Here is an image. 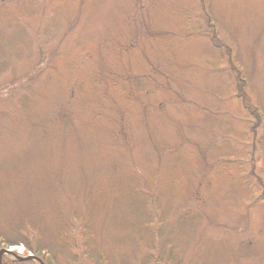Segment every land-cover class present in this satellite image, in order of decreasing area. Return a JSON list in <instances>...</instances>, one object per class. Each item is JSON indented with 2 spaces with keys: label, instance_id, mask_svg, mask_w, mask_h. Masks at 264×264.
I'll list each match as a JSON object with an SVG mask.
<instances>
[{
  "label": "trees",
  "instance_id": "obj_1",
  "mask_svg": "<svg viewBox=\"0 0 264 264\" xmlns=\"http://www.w3.org/2000/svg\"><path fill=\"white\" fill-rule=\"evenodd\" d=\"M176 36L208 51L168 63L158 51ZM238 51L210 0H0V248L45 264H188L167 249L165 211L208 228V194L225 198L226 178L264 203V116ZM198 75L219 90L201 92ZM176 152L193 162L192 188L164 208L162 159ZM120 223L138 246L115 257L106 231Z\"/></svg>",
  "mask_w": 264,
  "mask_h": 264
},
{
  "label": "rangeland",
  "instance_id": "obj_2",
  "mask_svg": "<svg viewBox=\"0 0 264 264\" xmlns=\"http://www.w3.org/2000/svg\"><path fill=\"white\" fill-rule=\"evenodd\" d=\"M186 4L181 2L178 5L186 7ZM210 4L223 26L227 29L231 28L234 37L238 38V56L241 65L248 71L249 92L252 100L258 103L264 116V0H210ZM71 5H67L66 9H70ZM167 7L166 5L165 8ZM163 13L164 17L166 15V19H164L166 25L172 18L169 15L170 12ZM97 39V34H84L81 40L94 45L97 44ZM2 40L5 41L7 48H11L9 42L15 43V39L7 35H4ZM70 42L71 39L68 38L66 51H68L67 46ZM150 47L147 46L145 50L147 54L155 52ZM205 49L206 45L195 37L176 36L164 41L158 53L168 63L183 64L189 59L199 58L200 51H208ZM143 59L144 56L142 60L136 59L134 62L145 66ZM67 70L69 71L70 68H67L66 72ZM198 79H201L198 86L201 92L205 90V94L208 89L219 90L221 86L217 81L203 80L200 75H198ZM48 89L49 86H43L41 92H46ZM221 97L222 100L226 99V93L221 94ZM227 108L232 107L229 105ZM222 110L228 111L225 107ZM165 136L171 135L166 133ZM165 136L163 135V138ZM227 144L228 142H226ZM231 146L229 145L228 148ZM177 157L179 158L177 159ZM183 157L179 152H176V156L173 154L163 156L161 170L164 171L166 168V172L171 173L163 176L165 179L162 187L164 208L173 207L175 203L185 198L192 188V180H186L182 173L185 169L191 171L193 162L189 160L190 163H187V157ZM261 163L264 166V157L261 159ZM222 184L225 198L219 199L223 195L222 192L219 196H216V193L208 194V203L204 213L210 221H206V219L202 221L203 225L208 228L195 221V212H174L169 209L163 213L167 217L164 233L167 237H171V241L169 239L170 246L176 244V247L174 244L173 250L169 247L167 249L172 252L174 257H182V261H186L188 264H264V203L252 199V196L242 191L239 188V183L233 178H226ZM219 187L217 184H212V192L220 191ZM226 190L232 194V200L226 198ZM240 198H243L244 201ZM220 203L224 205L220 206ZM108 228L106 237L108 242L111 240L115 242V257L120 251L138 246L133 239L137 235L132 231L131 226L125 227L123 223H120L117 227L109 226ZM150 230V228L145 229L147 233ZM16 246L11 247L17 249ZM27 251L25 249L24 252ZM3 258L5 257L3 256Z\"/></svg>",
  "mask_w": 264,
  "mask_h": 264
},
{
  "label": "water",
  "instance_id": "obj_3",
  "mask_svg": "<svg viewBox=\"0 0 264 264\" xmlns=\"http://www.w3.org/2000/svg\"><path fill=\"white\" fill-rule=\"evenodd\" d=\"M2 253H8V250H6V249H2V250L0 251V255H1ZM17 259H18V260L32 259V260H36L39 264H43L42 261H41L39 258H37L36 256H33V255H30V256L25 257V258L17 257Z\"/></svg>",
  "mask_w": 264,
  "mask_h": 264
}]
</instances>
